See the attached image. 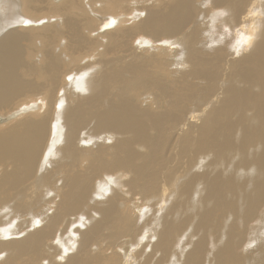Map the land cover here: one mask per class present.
<instances>
[{"label":"bare ground","instance_id":"bare-ground-1","mask_svg":"<svg viewBox=\"0 0 264 264\" xmlns=\"http://www.w3.org/2000/svg\"><path fill=\"white\" fill-rule=\"evenodd\" d=\"M50 1L0 0V113L44 106L0 128V264H264V0Z\"/></svg>","mask_w":264,"mask_h":264},{"label":"rangeland","instance_id":"rangeland-1","mask_svg":"<svg viewBox=\"0 0 264 264\" xmlns=\"http://www.w3.org/2000/svg\"><path fill=\"white\" fill-rule=\"evenodd\" d=\"M81 1H83V3L82 4H84L86 7H87V5H88V0H81ZM106 0H96V2L94 3V5H95V7H94V9H96V10H100L99 8H102L101 6H103V8H104V2H105ZM130 1H132V3L130 2ZM129 1V3H131V4H129V11H125V13H118V17H117V19H120V20H122L123 19V21H121L123 24L125 23V25L126 26H131V25H134V24H136L137 22H138V20L137 19H139V18H133V16H143V15H140V14H137V13H135L134 11L135 10H137V8L135 7V3H136V1L137 0H130ZM134 1V2H133ZM53 2V0H51L50 1V4H53L52 3ZM103 2V3H102ZM150 3H153L154 4V0H150L149 1ZM87 3V4H86ZM54 4H55V2H54ZM139 5H142V1L139 3ZM99 7V8H98ZM131 7V8H130ZM136 8V9H135ZM87 9V8H86ZM142 11V10H141ZM96 13V12H95ZM95 13H91V11H89V14H91V17L92 18H95L98 22H100V20H102V19H105L107 16H113V15H104V14H100V15H98L97 13L95 14ZM141 13V12H140ZM121 14V15H120ZM44 18V19H43ZM41 20H42V22H41V24L42 23H46V21L47 20H49V19H47V17H43ZM131 18H133V19H131ZM24 21H26V20H24ZM51 21H53V20H51ZM125 21V22H124ZM216 21V20H215ZM214 21V25L216 26L217 25V21L215 22ZM120 22V23H121ZM39 23V22H38ZM38 23H36V24H38ZM55 25H57V23H55ZM116 26V25H115ZM114 26V27H115ZM10 28H6L5 29V32L7 31V30H9ZM95 35H97V33L95 32V33H93L92 34V36H95ZM228 35L230 36V37H233L231 34H230V32L228 33ZM139 39H145L144 37H138L137 39H136V41H138ZM237 42H239V43H237V45H239V46H237L238 47V49L239 50H241V48H242V43H241V41H237ZM63 45H64V41H59L58 43H57V45H56V47L55 48H57V49H60V48H62L63 47ZM65 59V58H64ZM64 82V81H63ZM36 107V108H35ZM25 109V108H30L26 113H24V114H21L19 117H17L16 119H14V120H12V122H10V123H6V124H3V125H0V128H3V127H5V126H7L8 124H11V123H13V122H16V121H19V120H21L22 118H24L25 116H27V115H31V114H37L38 113V111L40 112V113H42L43 112V110H44V106L43 105H41L40 104V102H39V100L38 99H33V100H30V101H27V102H24L22 105H20V106H18V107H16L15 109H13L12 111H10V110H8V111H5V112H1L0 113V117H3V116H6V115H8V114H10L11 112H13V111H17V110H20V109ZM32 108H34V109H32ZM33 110V111H32ZM29 111H31V112H29ZM227 154V153H226ZM244 158V156L243 155H240V157L239 158H237V157H235V156H233V153L231 152V153H229V154H227L226 156H224L220 161L221 162H223V164H225V165H229L230 163L232 164V166L233 165H238L239 167L241 166V160ZM194 163V162H193ZM227 172H231V170L229 169V170H227ZM173 182V176L171 175L165 182H163V181H159V184H158V187H159V189L160 190H162V191H165V190H169V192H170V194H172L173 196H176V197H180V196H182L183 195V191L181 190V189H179V190H176V191H172V189H173V186L175 185V184H173L172 183ZM182 183H183V181L181 180L180 182H178L177 184L178 185H182ZM243 195H244V193H243ZM241 194L239 195V199H240V202H239V204H240V209H242V198H241ZM51 197H53V198H57L58 199V196L56 195V194H52L51 195ZM143 204H145V206H143L142 207V209L144 210L143 211V215L145 216L144 217V219H141V216L139 217V219L135 222V224H134V227H133V230H138V227L140 226V225H142L148 218H149V216H150V213L151 212H153V210H157L158 208H157V199H156V197H154V196H146V197H143ZM210 204V206H212V202L211 203H209ZM47 206V205H46ZM50 207V210H49V212H47L48 213V215H51L52 214V212H53V210H54V205H50L49 206ZM152 208V209H151ZM196 210L194 209V207H192V206H187V207H181V209L178 211V213H177V217L180 219V220H182V219H184L188 214H191L192 212L194 213ZM89 213V214H88ZM88 214V217L86 216ZM92 216V211L91 212H89V210H88V208H87V206H85V208H84V211L79 215V217L82 219V225H81V228H80V232H86L87 231V229H89L90 228V226H91V224L92 223H94L95 221L94 220H92L90 217ZM79 217H77V218H72L71 220H69L70 221V223H71V225L72 226H74L73 225V223L74 222H77V220H78V218ZM47 220H45L44 222H43V224L46 222ZM232 221H233V217L231 216V215H229V216H227L226 217V219L223 221V223H222V227H221V230H220V235H221V233L222 232H225V230L227 229V227H229L231 224H232ZM67 223V220L64 222V224H63V226H62V228L61 229H63L64 228V226H65V224ZM238 221L236 222V225L234 226V228H235V230H236V232H240V229L238 228ZM239 226H241V222H239ZM145 228H147V226H145ZM70 229V228H69ZM249 230H251V228L249 229ZM67 233H68V231H67ZM63 238H64V235L62 236ZM73 240H72V242H74L76 245H77V243H78V239H79V236L77 235V234H74L73 235ZM131 237H133V235L132 236H129L128 238H131ZM136 238V237H135ZM214 239H215V236H213L212 235V232L211 231H209V243H210V249H209V251H211V249H215L216 248V246L214 245ZM130 241H132L131 239H129ZM123 244V243H122ZM250 244V247L249 248H253L252 246V244L251 243H249ZM58 245H60V244H58ZM119 245H121V244H119ZM69 246V242L67 241V242H65L64 243V249L63 250H66V247H68ZM106 246H107V244L104 242V243H102L101 245H98V244H96V243H92V248L90 249V250H95V251H98V250H105V251H108L107 249H106ZM78 249V245H77V247H74V249L72 250V251H69V252H71V254H75L76 253V250ZM69 250H71V249H69ZM244 250V248L241 250H239V252H241L243 255L244 254H246V252L247 251H243ZM255 253V252H254ZM83 254V257L84 256H86V254H84V253H82ZM107 254H109L108 252H107ZM117 254H119L118 252H117ZM254 255V254H253ZM253 255H251V257H253L254 258V256ZM249 256V254L247 255V260H248V263L247 264H250L249 262L251 261L250 259H252L253 260V262H251V264H254V259L253 258H251V257H248Z\"/></svg>","mask_w":264,"mask_h":264}]
</instances>
